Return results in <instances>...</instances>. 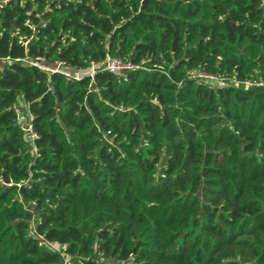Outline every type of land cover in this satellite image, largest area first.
<instances>
[{"label": "trees", "instance_id": "16d2710c", "mask_svg": "<svg viewBox=\"0 0 264 264\" xmlns=\"http://www.w3.org/2000/svg\"><path fill=\"white\" fill-rule=\"evenodd\" d=\"M0 264H264V0H0Z\"/></svg>", "mask_w": 264, "mask_h": 264}, {"label": "built area", "instance_id": "2783aa9c", "mask_svg": "<svg viewBox=\"0 0 264 264\" xmlns=\"http://www.w3.org/2000/svg\"><path fill=\"white\" fill-rule=\"evenodd\" d=\"M99 64L103 65L104 68L114 73H119L123 69L131 68L134 66L133 64H130L129 62H123V61H120L119 59L108 57L104 61H101V62H91L88 67V74L92 75L94 72V68L97 67V65ZM37 65L50 72H58L67 78L78 79L80 77V72L78 70H69L67 68L62 67L61 62L59 60H55L51 65H42V64H37ZM198 75H203V74L199 73ZM208 76L211 77L210 75ZM244 82L246 84H250L249 81H244ZM27 129L30 132V126H27ZM47 244L49 247H54L56 250L58 249L53 243H47Z\"/></svg>", "mask_w": 264, "mask_h": 264}]
</instances>
